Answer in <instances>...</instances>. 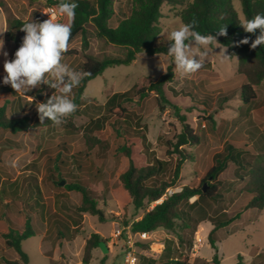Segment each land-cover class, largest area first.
Returning <instances> with one entry per match:
<instances>
[{
  "label": "rangeland",
  "instance_id": "1",
  "mask_svg": "<svg viewBox=\"0 0 264 264\" xmlns=\"http://www.w3.org/2000/svg\"><path fill=\"white\" fill-rule=\"evenodd\" d=\"M129 1L114 0L115 16L111 25L116 26L123 15L129 14ZM232 3L239 17L243 18L240 0H232ZM180 10V6H162L160 28L163 41L168 42V33L183 23ZM49 18L41 0L34 3L28 0H0V39L4 40V48L0 50L2 80L6 75L3 68L5 60L14 59L25 35L20 30L22 26L10 27V21L43 22ZM58 20L68 23V17L60 13ZM87 40L85 48L82 36H78L69 45L68 50L72 53L64 54L62 62L79 71L85 54L103 59L122 57L126 51L124 47L99 37L91 24L87 26ZM219 51V48L211 51L203 67L187 76L176 72L172 58L166 54L148 56L139 53L130 65L107 67L102 74L89 81L78 111L71 117L80 132L70 140L69 151L57 147L62 141L60 135L64 134V126L45 134L41 151L36 150L38 139L35 127L19 133L0 128V264H5V260L18 259L15 250L7 246L5 234L10 230L23 231L27 217H30L35 235L23 240L21 245L29 254L30 264H84L85 245L93 233L106 240L109 252L103 253L99 247L95 248L88 264H121L126 231L144 212L127 204L119 182L120 174L128 167V160L123 155L119 156L118 147L124 143L125 128H137L138 119L146 125L147 138L153 143L156 155L162 159L167 158L165 142L173 140L182 129L180 115H184L195 132L202 136L201 144L185 147L192 159L182 164L174 187L179 190L185 185L200 184L213 165V154L222 150L227 140L246 143L257 151L264 147V80L255 87L257 99L249 105L244 104L240 95L242 81L237 74L238 60L232 58L221 62L216 54ZM4 52L8 54L6 57ZM169 66L174 72L173 81L163 87L164 100L152 91L141 100L136 98L127 102L126 107L133 112V116L130 120L121 121L122 136H118L110 125L115 118L107 116L104 108L106 100L115 92L127 91L135 83H141L144 77H160ZM54 92L48 85L41 84L25 95L18 94L28 100L34 97L40 102V98ZM72 96L73 92L71 99ZM174 106L180 109L179 113ZM105 117L108 121L94 134L104 144L107 143V147L96 146L88 150L82 139L84 128L91 121ZM59 152L70 156V159L62 171L64 184L55 188L48 179L47 168L49 159ZM32 164L37 166L38 171ZM235 169L236 166L231 163L219 176L220 183L216 182V185L217 191L222 194L220 200L211 208H205L206 214L211 216L222 210L232 216L242 210L239 219L218 232L216 246L220 264H264V208L244 210L248 198L241 193V189L248 177L238 179ZM76 180L93 190L97 207L104 212V222L98 216L79 212L82 195L65 188L66 184ZM195 199L193 197L190 201ZM202 224L200 228L199 223L194 233L186 230L185 243L182 244L176 237L178 228L175 231L160 228L150 233V238L138 248V264H150L142 256L155 260L156 264H161L167 256L186 264H213L216 250L208 242L213 225L209 219ZM189 240L193 243L191 248L187 243ZM168 245L172 250L163 256L164 246Z\"/></svg>",
  "mask_w": 264,
  "mask_h": 264
},
{
  "label": "trees",
  "instance_id": "2",
  "mask_svg": "<svg viewBox=\"0 0 264 264\" xmlns=\"http://www.w3.org/2000/svg\"><path fill=\"white\" fill-rule=\"evenodd\" d=\"M28 1L34 3L40 0ZM41 1L44 2L46 8L53 7L58 10L56 5L59 0ZM75 2L79 7L76 9L75 20L72 22L69 45L78 36H82L83 46L87 48V26L91 24L99 37L104 38L108 43L124 47L126 50L122 57L103 59L85 54V60L80 64L79 72H88L91 75L86 76L81 84L72 90V99L78 106L82 102L83 93L89 81L102 74L107 67L130 65L139 53H145L148 56L167 53L170 41L162 40L160 28L161 8L164 4L180 6L179 16L182 22L188 23L195 18L198 21L196 30L203 35H215L220 27L226 25L227 35L218 36L217 39L220 44L227 46L228 54L238 60L237 74L242 81L241 100L249 105L257 99L255 87L264 80V45L255 49L251 48V42L260 32L257 30L254 35L247 33L240 24L256 14L264 15V0H240L243 18L239 17L232 0H130L128 2L129 14L123 15L116 26L111 25L115 16L114 0H75ZM23 24L20 20L10 21V27H21ZM245 38L249 40V43L240 44L239 42ZM70 51L68 50L65 54H71ZM173 73L172 67L169 66L166 73L160 77H144L141 83H135L127 91L115 92L106 100L104 108L108 113L107 116L115 118L114 121H110V125L118 136H122L119 126L121 121L130 120L133 116V112L128 110L126 103L136 98L141 100L152 91L164 100L163 87L166 83L173 81ZM51 95L47 94L40 98V102H37L36 99L28 100L9 86H0V128L19 133L35 127L38 139L36 150L41 151L45 134L50 131L56 132L57 128L64 126V134L60 135L62 141L57 147L62 148L63 151H69L70 140L80 132L71 121L73 114L68 117V122L60 126H53L48 118H45L43 124L39 119L36 105L46 102ZM174 107L179 113L180 109L177 106ZM107 121V117L97 118L84 128L82 139L88 150L96 146L102 149L107 147V143L104 144V141L94 134L100 131L102 124ZM180 122L182 123L180 133L173 140L165 142L166 159L156 155L153 143L148 140L145 133L146 125L142 124L140 119L136 121L137 128L136 126L133 129L125 128L124 143L118 147V152L119 156L123 155L127 158L128 167L120 174L119 182L127 204L137 211H144L142 217L133 221L129 229L132 233H152L160 228L168 231H175L178 228L176 237L179 244H182L185 243L186 230L194 233L199 223L209 219L213 227L208 234V242L211 248L216 250L212 263L220 264L216 246L218 232L239 219L242 210L232 216L226 210L211 216L206 214L205 208H211L220 200L222 194L217 191L216 182L220 183L219 176L231 163L236 166L235 176L238 179L243 180L248 177L246 185L241 189V193L248 198L244 210L264 208V147L257 151L253 146L229 139L222 150L213 154V165L198 186L185 185L180 191L164 197L169 188L177 185L184 161L192 159L191 153L185 147L199 145L203 142L202 136L195 132L184 115H180ZM69 159L70 156L63 155L62 152L49 159L48 179L55 188L61 187V182L64 181L62 171ZM77 164L80 167V163L77 162ZM32 167L36 169L37 166L32 164ZM204 184L207 185L206 191L203 190ZM65 188L82 195L79 212L98 216L102 222L105 221L104 212L97 207V201L90 187L76 180L66 184ZM163 197L162 202L149 208ZM193 197L196 199L191 202ZM34 235L30 217L26 218L23 231L10 230L5 234L7 246L14 249L18 255V259L5 260V264H30L29 254L22 248L21 243ZM101 241L106 242L98 233H93L87 240L83 256L84 264L91 261L93 250L99 247ZM144 242L146 241L137 242L138 248L143 246ZM187 243L190 248L193 246L192 240ZM164 247L163 256H166L172 248L169 245ZM142 257L150 264H156L155 260L145 258L146 256ZM206 263L209 264V262ZM161 264H186V262L167 256Z\"/></svg>",
  "mask_w": 264,
  "mask_h": 264
},
{
  "label": "clouds",
  "instance_id": "3",
  "mask_svg": "<svg viewBox=\"0 0 264 264\" xmlns=\"http://www.w3.org/2000/svg\"><path fill=\"white\" fill-rule=\"evenodd\" d=\"M79 5L75 0H59L56 8L60 14L68 17L69 23L56 20L54 13L50 18L39 21H29L22 25L25 33L20 47L15 51L14 59L5 60L3 68L6 75L3 83L10 85L16 93H28L41 84L48 85L55 92L46 102L36 105L39 119L43 124L48 118L53 126L65 123L66 118L74 114L78 105L70 98L73 88L91 73L79 72L64 64L63 55L69 49L72 33V22L75 20ZM245 32L260 34L251 42V48L264 45V15L256 14L241 24ZM198 21L194 18L188 23H182L178 28L168 33L166 55L171 57L175 70L181 76L191 75L203 67L205 58L215 48H219L221 62H228L233 55L228 54L227 46L219 43L218 36H226V25L220 27L215 35H203L196 29ZM240 44H248L247 38ZM4 48V40L0 39V50ZM6 57L8 54L4 52ZM32 100L34 97H31Z\"/></svg>",
  "mask_w": 264,
  "mask_h": 264
},
{
  "label": "built area",
  "instance_id": "4",
  "mask_svg": "<svg viewBox=\"0 0 264 264\" xmlns=\"http://www.w3.org/2000/svg\"><path fill=\"white\" fill-rule=\"evenodd\" d=\"M49 13H54L56 16V20L59 19V12L55 8L48 7L47 14L50 17ZM3 85H4L3 80L0 78V86ZM180 190L175 188H169L164 197H166L167 195H172L173 193H176ZM164 197L158 200L157 203L162 202ZM149 238H150V233L147 232L132 233L128 228V230L126 231L125 248H124L121 264H138L140 259H139L137 242L147 241Z\"/></svg>",
  "mask_w": 264,
  "mask_h": 264
},
{
  "label": "water",
  "instance_id": "5",
  "mask_svg": "<svg viewBox=\"0 0 264 264\" xmlns=\"http://www.w3.org/2000/svg\"><path fill=\"white\" fill-rule=\"evenodd\" d=\"M61 184H64V181H62ZM206 189H207V185L204 184L203 185V190L206 191ZM99 248L102 250L103 253H108L109 252V248H108L106 242H104V241H101L99 243Z\"/></svg>",
  "mask_w": 264,
  "mask_h": 264
},
{
  "label": "crops",
  "instance_id": "6",
  "mask_svg": "<svg viewBox=\"0 0 264 264\" xmlns=\"http://www.w3.org/2000/svg\"><path fill=\"white\" fill-rule=\"evenodd\" d=\"M202 222H203V221H202ZM202 222H201V223H200V225H199V226H200V228H202V226H203ZM210 230H211V229H210Z\"/></svg>",
  "mask_w": 264,
  "mask_h": 264
}]
</instances>
